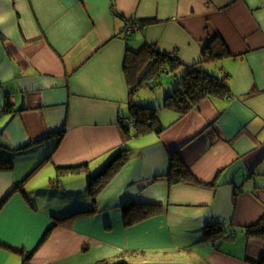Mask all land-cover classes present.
<instances>
[{
	"label": "crops",
	"instance_id": "obj_1",
	"mask_svg": "<svg viewBox=\"0 0 264 264\" xmlns=\"http://www.w3.org/2000/svg\"><path fill=\"white\" fill-rule=\"evenodd\" d=\"M131 17L144 25L124 34ZM214 36L231 55L201 66L228 95L184 115L165 106L173 81L139 95L199 63ZM146 43L178 67L130 95L125 56ZM133 104L156 125L138 131ZM0 111V264L264 257L246 232L264 216V0H0ZM174 158L192 179L171 181ZM130 205L154 213L126 224Z\"/></svg>",
	"mask_w": 264,
	"mask_h": 264
},
{
	"label": "trees",
	"instance_id": "obj_2",
	"mask_svg": "<svg viewBox=\"0 0 264 264\" xmlns=\"http://www.w3.org/2000/svg\"><path fill=\"white\" fill-rule=\"evenodd\" d=\"M136 23L140 27L144 25L143 22L138 20ZM230 55V51L219 36H214L207 40L202 45L200 64L196 63L189 66L179 78H174V88L166 95L165 106L174 109L179 115H184L189 110L196 107L205 97H223L228 95L229 91L226 84V76L219 75L214 72V70L207 69L206 67L204 68L201 65L213 63ZM176 67H178V63L175 56L160 53L153 45L146 43L138 50L128 49L124 60V72L130 86V95L136 94L137 90L144 84H147L151 88L156 86L157 83H153L154 79H151L152 77H159L163 69L173 70ZM131 107L137 108V111H133L130 117L134 120V126H136L138 131H143L150 126L156 125V115L142 113L141 111H144L142 110L144 107L139 104H133ZM140 121L147 123V127L143 128L140 126ZM154 129L158 131L161 127L157 126ZM126 152L127 149L116 152L105 165V169L113 165L116 166L115 168L122 165L126 160ZM191 177L192 176L181 160L174 158L170 171L171 181L189 180L192 179ZM131 205L127 206L125 210L127 211L132 208L137 210V214L131 215L130 213L129 215L128 212H126V224H131L154 213V209L151 206ZM218 225L217 222L210 224L212 227ZM246 232L250 236L264 240V216L256 224L247 227ZM209 236L210 233H208L206 237ZM29 255L30 254L25 256V262L29 259ZM253 263L264 264V257L253 261Z\"/></svg>",
	"mask_w": 264,
	"mask_h": 264
},
{
	"label": "rangeland",
	"instance_id": "obj_3",
	"mask_svg": "<svg viewBox=\"0 0 264 264\" xmlns=\"http://www.w3.org/2000/svg\"><path fill=\"white\" fill-rule=\"evenodd\" d=\"M175 78V75L173 74L172 76H168L165 73L161 74V85H158L157 87H155L156 89L154 91L146 88V87H142L139 90V95L141 94H151V96L155 97L156 94L161 93L165 90V88L170 84L171 81H173ZM139 100V98H138ZM229 235V234H228Z\"/></svg>",
	"mask_w": 264,
	"mask_h": 264
},
{
	"label": "built area",
	"instance_id": "obj_4",
	"mask_svg": "<svg viewBox=\"0 0 264 264\" xmlns=\"http://www.w3.org/2000/svg\"><path fill=\"white\" fill-rule=\"evenodd\" d=\"M137 19L135 17L127 18L125 20V26L123 28L124 34H130L131 32H134L135 30L141 28L137 23ZM1 113V111H0ZM132 125H134V121L130 119ZM233 234L230 232L228 237H231Z\"/></svg>",
	"mask_w": 264,
	"mask_h": 264
}]
</instances>
